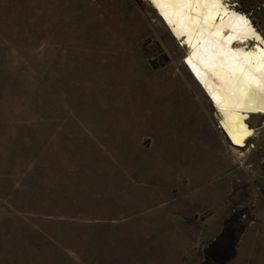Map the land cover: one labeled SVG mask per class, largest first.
<instances>
[{"label":"rangeland","instance_id":"obj_1","mask_svg":"<svg viewBox=\"0 0 264 264\" xmlns=\"http://www.w3.org/2000/svg\"><path fill=\"white\" fill-rule=\"evenodd\" d=\"M232 3L264 38V0ZM185 57L148 0H0V264L229 256L264 206V116L232 147ZM221 200L239 228L212 260ZM236 250L264 264V232Z\"/></svg>","mask_w":264,"mask_h":264},{"label":"bare ground","instance_id":"obj_2","mask_svg":"<svg viewBox=\"0 0 264 264\" xmlns=\"http://www.w3.org/2000/svg\"><path fill=\"white\" fill-rule=\"evenodd\" d=\"M233 0H148L186 50L185 64L213 107L217 127L235 149L264 116V38Z\"/></svg>","mask_w":264,"mask_h":264},{"label":"crops","instance_id":"obj_3","mask_svg":"<svg viewBox=\"0 0 264 264\" xmlns=\"http://www.w3.org/2000/svg\"><path fill=\"white\" fill-rule=\"evenodd\" d=\"M224 203L223 201L221 200L220 204L217 205V209L219 210V215H217V219L215 218L213 221H212V224H215V229L217 228V226L220 225V223H224L225 221V217L229 214V213H225L224 212ZM180 220L184 221L183 218L179 217ZM201 223V224H207L209 222V219L208 218H199V217H194V221L191 220V223ZM225 223L222 224V226H220V229H219V234L223 231V227H224ZM264 232V206H259L255 209V212H254V216L251 217V219H249L248 221H246L243 226L241 227V230L239 231V236L238 238L234 241V244H233V247H232V250L230 251V254L227 258H225L223 260V262L219 263V264H223L224 262H226L232 255H234L235 252H237L236 248H237V244H238V239L242 236V235H245L246 233H250V232ZM176 232V230H175ZM217 237V236H216ZM174 238L176 239L175 237V233H174ZM215 239V238H214ZM213 239V240H214ZM248 257L245 256V259ZM250 264V262H248Z\"/></svg>","mask_w":264,"mask_h":264},{"label":"flooded vegetation","instance_id":"obj_4","mask_svg":"<svg viewBox=\"0 0 264 264\" xmlns=\"http://www.w3.org/2000/svg\"><path fill=\"white\" fill-rule=\"evenodd\" d=\"M239 228V225L236 221H232L229 223H225L223 227V238L225 239L224 241H217L210 247V252L209 256H211L213 259H223L225 255L227 254V251L229 249V243L232 241L234 238V233L233 229Z\"/></svg>","mask_w":264,"mask_h":264},{"label":"trees","instance_id":"obj_5","mask_svg":"<svg viewBox=\"0 0 264 264\" xmlns=\"http://www.w3.org/2000/svg\"><path fill=\"white\" fill-rule=\"evenodd\" d=\"M223 236V232H221L220 234L217 235V237L214 239V241H212V244L213 245L214 243H216L221 237ZM213 260V258H212Z\"/></svg>","mask_w":264,"mask_h":264},{"label":"built area","instance_id":"obj_6","mask_svg":"<svg viewBox=\"0 0 264 264\" xmlns=\"http://www.w3.org/2000/svg\"><path fill=\"white\" fill-rule=\"evenodd\" d=\"M258 8V7H257ZM250 12H246L247 15H249Z\"/></svg>","mask_w":264,"mask_h":264}]
</instances>
